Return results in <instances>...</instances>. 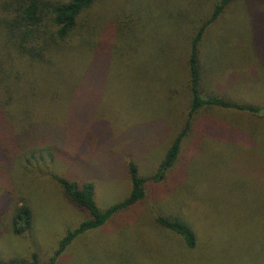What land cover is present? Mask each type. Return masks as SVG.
Instances as JSON below:
<instances>
[{"label":"rangeland","instance_id":"374dc122","mask_svg":"<svg viewBox=\"0 0 264 264\" xmlns=\"http://www.w3.org/2000/svg\"><path fill=\"white\" fill-rule=\"evenodd\" d=\"M11 1L0 0V260L36 253L43 264H264V0L229 6L200 52L202 93L262 112L201 109L157 180L188 112L193 26L217 0H101L89 15L115 35L110 58H70L66 49L37 66L6 43ZM140 18L144 28L124 33ZM129 162L149 179L144 199L56 253L67 230L91 219L57 179L91 183L104 211L129 195ZM20 206L32 225L19 235L12 219ZM157 217L185 222L196 247Z\"/></svg>","mask_w":264,"mask_h":264},{"label":"trees","instance_id":"16d2710c","mask_svg":"<svg viewBox=\"0 0 264 264\" xmlns=\"http://www.w3.org/2000/svg\"><path fill=\"white\" fill-rule=\"evenodd\" d=\"M101 0H68L65 3L49 4L46 0H30L23 5L22 0H13L5 4L12 12L11 18L5 20L6 43L10 44L17 53L31 65L37 66L45 62H51L50 55L68 49V55L73 54L92 55L99 60L110 58L107 51L112 48L114 33L110 28H102L99 25L100 18L92 19L90 12ZM237 0H217L212 11L202 17H197L194 22L200 19V24L193 26L192 37L189 40L186 58V69L188 73V90L190 95L189 107L184 126L171 142L161 162L157 180L163 172L171 168L177 161L181 143L191 129L192 121L198 112L207 107L221 110H234L245 112L251 115H258L261 108L251 104L238 103L230 98L202 93V70L200 52L206 29L222 16L225 10ZM8 10V9H6ZM131 16V12H130ZM198 16V15H196ZM126 26V32L132 33L135 27L143 26L140 18L135 24ZM129 23V22H127ZM131 25V27H130ZM134 26V27H133ZM133 27V28H132ZM128 31V32H127ZM260 48L264 46L258 45ZM235 52V51H234ZM68 56V57H69ZM68 59V63H69ZM0 76L3 71L0 68ZM5 78H0V82ZM0 114H3L0 107ZM3 116V115H0ZM6 143V142H5ZM7 147L10 145L6 144ZM127 173L131 184L129 195L117 204H114L104 211L98 209L94 200V186L89 182L78 184L66 179H57L68 199L80 208L87 210L91 219L84 221L73 230H67L64 237L58 243L56 253L62 252L76 237L87 230L96 229L102 226L113 215L128 210L145 197V185L149 180L139 174L138 168L132 162L127 165ZM156 224L160 227L176 233L183 238L187 248L196 247V236L192 229L178 217H157ZM31 212L27 206H20L14 212L12 219V230L15 234H23L31 229ZM55 257L49 260L53 264ZM0 264H43L38 254L33 253L29 260L14 259Z\"/></svg>","mask_w":264,"mask_h":264}]
</instances>
